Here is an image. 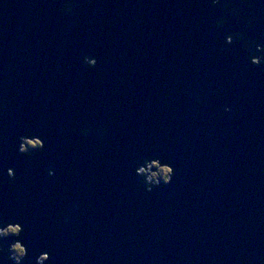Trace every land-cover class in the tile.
Instances as JSON below:
<instances>
[{
    "label": "water",
    "instance_id": "95a60500",
    "mask_svg": "<svg viewBox=\"0 0 264 264\" xmlns=\"http://www.w3.org/2000/svg\"><path fill=\"white\" fill-rule=\"evenodd\" d=\"M63 2L0 0V220L23 228L0 242L23 264H264V66L224 43L264 45V0L222 26L209 0ZM145 161L170 181L146 190Z\"/></svg>",
    "mask_w": 264,
    "mask_h": 264
},
{
    "label": "clouds",
    "instance_id": "9594fccd",
    "mask_svg": "<svg viewBox=\"0 0 264 264\" xmlns=\"http://www.w3.org/2000/svg\"><path fill=\"white\" fill-rule=\"evenodd\" d=\"M94 0H86V3L91 5ZM209 6H215L220 9L227 10V16L221 17L213 21V26H222L227 22V18H235L239 20L241 18V8L251 7L249 0H239V4H231L230 0H209ZM72 9V0H64L59 11L63 15L70 12ZM255 17L245 18V27H251ZM264 35V33H261ZM233 39L235 41L242 43V48L245 53H247V61L250 64L264 66V45L257 43L254 39H244V35L241 31L229 32L225 35L224 43L230 44ZM251 49V50H250ZM83 63L85 65L95 67L94 61L88 57H83ZM199 102V101H197ZM228 111L226 107L224 109ZM43 148V142L39 137L25 136L21 135L17 140L16 151L19 154L31 157L34 152L40 151ZM153 166L158 167V172L151 171ZM48 175H52L51 170L46 169ZM136 173L141 177V182L145 185V189L150 191L152 186L155 185L157 181L158 173L163 174V180L165 183L169 182L172 176V169L170 166L159 167L156 161H145L142 165L137 166L135 169ZM5 173L9 180H15V173L12 168H6ZM23 231L22 226L19 223H4L0 220V241L10 235L13 237H19L20 233ZM27 255V250L20 239H13L8 243L7 247L0 242V264H23L24 258ZM48 259V254L46 252H41L35 257V264H43L45 260Z\"/></svg>",
    "mask_w": 264,
    "mask_h": 264
},
{
    "label": "rangeland",
    "instance_id": "374dc122",
    "mask_svg": "<svg viewBox=\"0 0 264 264\" xmlns=\"http://www.w3.org/2000/svg\"><path fill=\"white\" fill-rule=\"evenodd\" d=\"M159 167H163V166H159ZM152 169H156V172H158V167L157 166H153ZM157 179H159V181H164L163 180V174L162 173H158Z\"/></svg>",
    "mask_w": 264,
    "mask_h": 264
}]
</instances>
